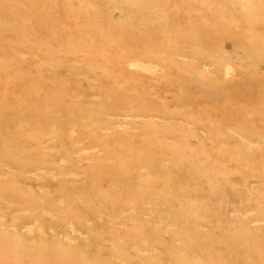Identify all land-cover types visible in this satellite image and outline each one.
I'll use <instances>...</instances> for the list:
<instances>
[{
	"label": "rangeland",
	"instance_id": "1",
	"mask_svg": "<svg viewBox=\"0 0 264 264\" xmlns=\"http://www.w3.org/2000/svg\"><path fill=\"white\" fill-rule=\"evenodd\" d=\"M0 264H264V0H0Z\"/></svg>",
	"mask_w": 264,
	"mask_h": 264
},
{
	"label": "bare ground",
	"instance_id": "2",
	"mask_svg": "<svg viewBox=\"0 0 264 264\" xmlns=\"http://www.w3.org/2000/svg\"><path fill=\"white\" fill-rule=\"evenodd\" d=\"M152 65V64H151ZM153 66H155V65H153ZM149 67V66H148ZM156 67V66H155ZM144 70V69H143ZM230 72V71H229Z\"/></svg>",
	"mask_w": 264,
	"mask_h": 264
}]
</instances>
